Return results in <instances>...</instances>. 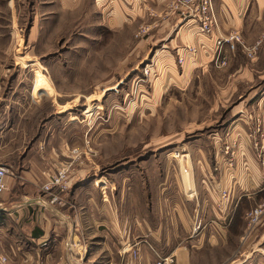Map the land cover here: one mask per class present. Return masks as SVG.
I'll return each mask as SVG.
<instances>
[{
  "label": "rangeland",
  "instance_id": "rangeland-1",
  "mask_svg": "<svg viewBox=\"0 0 264 264\" xmlns=\"http://www.w3.org/2000/svg\"><path fill=\"white\" fill-rule=\"evenodd\" d=\"M39 1L0 0V74L9 81L21 74L20 85H28L29 95L44 106L46 121L56 116L54 123L66 133L65 154L54 171L65 162L70 164L72 187L66 194L77 182L89 183L97 198L106 194V203L115 213L110 217L124 221L131 219L132 212L164 205L169 162L171 170L185 175L182 188L175 177L168 180L175 190L188 188L191 179L199 181L198 188L203 189L201 174L207 160L220 158L223 164L238 169L240 157L245 155L238 132L249 126L242 116L250 103L245 102L246 96L264 87V71L231 75L229 61L216 67L209 60L202 72L182 84L179 72H171L156 55L162 43L148 41L160 24L156 17L163 19L172 9L170 3L158 10L149 6L145 21L112 28L99 23L92 0L59 11L43 9ZM260 34L244 38L246 44L257 42ZM263 45L264 41L258 54ZM237 51L243 53L238 61L244 64L257 56L248 57L242 47ZM37 79L43 88L33 94ZM87 107L89 112L84 113ZM72 111L78 118H58ZM250 119L254 130L247 137L259 142L256 156L264 166L263 118ZM72 123L78 132L72 130ZM74 147L80 152H73ZM98 180L101 182L96 183ZM259 204L264 200L247 213ZM34 206L28 215L0 212V253L9 256L10 264H37L39 247L27 242L30 231L38 226V207ZM261 222L251 225L247 217L237 256L250 248L247 241L255 238ZM256 235L258 238L259 232ZM64 237L52 247L47 264H57L59 255L68 251ZM254 247L252 258L257 259L263 251L259 243Z\"/></svg>",
  "mask_w": 264,
  "mask_h": 264
},
{
  "label": "crops",
  "instance_id": "crops-1",
  "mask_svg": "<svg viewBox=\"0 0 264 264\" xmlns=\"http://www.w3.org/2000/svg\"><path fill=\"white\" fill-rule=\"evenodd\" d=\"M80 1L39 2H43V9L55 7L59 11L73 9ZM168 3V0H92L93 7L99 12V23L112 28L145 21L149 18V6L159 9ZM214 5L218 25L213 33L201 31L196 19L183 18L172 9L163 19L156 17L160 24L153 28L149 44L162 43L161 51L156 55L171 72H179L182 84L187 85L191 77L202 72L209 60L212 64L218 36L239 30L245 39L256 38L261 33L260 38L264 41V0H214ZM36 31L39 33V28ZM187 45H193L197 50H189ZM241 57V51L230 52L231 75L250 70L264 71V45L254 62L241 63L238 61ZM2 70L0 66V72ZM18 77L14 81L0 78V163L8 168L7 188L0 194L3 209L0 212L18 211L28 215L31 206L37 205L34 207L40 212L36 218L38 226L30 231L27 242L39 247L38 256L42 253L48 261L52 247H57L60 242L58 239L65 236L63 240H67L80 232L89 246V264H125L121 247L135 239L140 241L141 264L168 254L175 256V264H264V217L255 228V238L247 241L250 248L240 251L241 256L236 254L237 248L243 245V236L241 241L240 236L246 228L247 210L264 200V166L256 156L258 147L255 146L259 142H251L247 137L249 130H254L250 118L258 115L263 118L261 129L264 133V87L246 96L245 102L250 103L242 116L249 126L238 132L242 136L241 147L245 155L240 157L237 170L223 164L220 158L207 160L201 174L203 189L198 188L199 181L191 179L188 188L175 190L168 180L175 177L182 188L185 175L182 171L171 170L173 164L169 162L164 175L165 187H169L163 191L164 205L132 212L130 220L121 221L110 217L115 213H111L106 203V194L97 198L94 186L89 183L81 185L77 182L70 193L63 194L62 205L50 202V193L43 190L42 185L61 164L67 135L54 123L56 116L46 121L44 106L29 95L28 85H20L22 75ZM42 83L37 79L33 94L43 88ZM86 111L89 112L88 107L83 112ZM76 114L72 111L58 118L71 116L76 119ZM71 127L78 132L74 123ZM218 165L220 168H216ZM223 190H227L226 195ZM258 243L263 254L254 259V244ZM65 260L74 261L69 250L59 255L57 264Z\"/></svg>",
  "mask_w": 264,
  "mask_h": 264
},
{
  "label": "built area",
  "instance_id": "built-area-1",
  "mask_svg": "<svg viewBox=\"0 0 264 264\" xmlns=\"http://www.w3.org/2000/svg\"><path fill=\"white\" fill-rule=\"evenodd\" d=\"M170 7L177 11L183 18H194L198 21L201 31L213 33L218 25V17L214 0H170ZM263 38L259 39L252 45H247L241 31L234 30L226 35H220L216 38V51L213 55V63L216 67H222L228 64L230 52L236 51L242 47V50L248 57L253 58L257 54V49ZM187 48L196 51L193 45H187ZM183 59V57H180ZM73 152H80L78 147L72 149ZM70 164L65 162L56 172L52 173L46 180L42 188L50 193L51 203H62L65 200L63 194L72 187L70 179ZM8 174L7 166L0 163V194L7 188L6 176ZM264 215V204L253 207L247 213L250 224L254 225L261 221ZM140 241H128L121 247V254H124L125 264H141L140 261ZM70 257L73 262L68 260L59 264H89L87 262V253L89 246L82 233L77 232L66 240ZM0 264H10L9 256L0 253ZM37 264H46L45 256L41 253L38 256ZM148 264H175V256L168 254L159 256L157 260L150 261Z\"/></svg>",
  "mask_w": 264,
  "mask_h": 264
},
{
  "label": "water",
  "instance_id": "water-1",
  "mask_svg": "<svg viewBox=\"0 0 264 264\" xmlns=\"http://www.w3.org/2000/svg\"><path fill=\"white\" fill-rule=\"evenodd\" d=\"M3 210L1 207H0V211Z\"/></svg>",
  "mask_w": 264,
  "mask_h": 264
}]
</instances>
